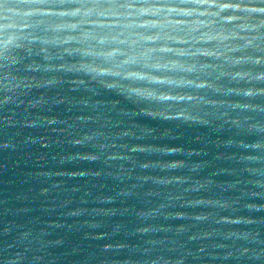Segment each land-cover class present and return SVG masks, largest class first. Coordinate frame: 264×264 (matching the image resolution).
I'll return each instance as SVG.
<instances>
[{"label": "water", "instance_id": "1", "mask_svg": "<svg viewBox=\"0 0 264 264\" xmlns=\"http://www.w3.org/2000/svg\"><path fill=\"white\" fill-rule=\"evenodd\" d=\"M259 9L0 0V264H264Z\"/></svg>", "mask_w": 264, "mask_h": 264}, {"label": "clouds", "instance_id": "2", "mask_svg": "<svg viewBox=\"0 0 264 264\" xmlns=\"http://www.w3.org/2000/svg\"><path fill=\"white\" fill-rule=\"evenodd\" d=\"M199 3H208V4H212L213 0H198ZM218 8H229V7H234V8H240V5H226V4H222V5H216ZM253 11H255L256 9H252ZM5 11L7 12L8 9H5ZM259 11H264V9H259ZM5 19H7V17H3ZM227 19H233V17H228ZM14 25L11 23H5V24H0V30H4V29H8L13 27ZM16 40L15 36H8L5 40H3L2 43L4 47H7L9 45L14 44ZM166 98V97H165ZM77 143H79V141H77ZM89 160H95L96 157L95 156H89L87 157Z\"/></svg>", "mask_w": 264, "mask_h": 264}]
</instances>
